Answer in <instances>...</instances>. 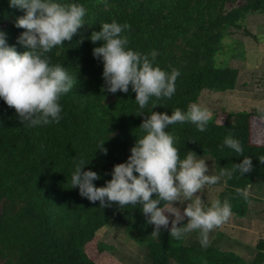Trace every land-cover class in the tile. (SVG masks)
<instances>
[{"label": "trees", "instance_id": "obj_1", "mask_svg": "<svg viewBox=\"0 0 264 264\" xmlns=\"http://www.w3.org/2000/svg\"><path fill=\"white\" fill-rule=\"evenodd\" d=\"M58 2L83 5L85 24L71 41L44 55L50 65H61L77 82L59 100V123L24 126L15 109L0 99V264H101L89 256L86 244L109 221L125 225L143 244L147 264H262L264 236L255 241L251 259L240 261L233 251L220 247L222 231L206 248L201 247L198 232L181 240L172 238L171 225L152 235L154 225L147 223L140 205L100 208L99 201L93 204L79 195L78 188H72L71 174L75 162L82 158L83 170L95 171L101 177L94 184L106 186L114 166L127 162L131 148L144 135L139 128L145 118L141 113L171 115L177 108L187 111L204 90L234 88L239 68L223 63L221 56L228 48L232 56L237 54L232 42L237 40L226 37L238 28L251 34L245 18L250 13H264V0ZM23 15V10L10 6V0H0V32L20 53L30 50L18 42L26 30L15 24ZM113 21L131 25L124 33L128 48L141 54L155 51L154 66L169 73L173 68L179 70L171 99L153 97L140 109L131 86L128 93L104 90L103 62L93 56V49L103 42L93 44L90 36L100 31L103 23ZM261 110L264 108L228 110L223 121L210 120L203 132L189 122L166 129L176 138L174 146L181 159L188 151L197 156L208 154L214 174L251 157L253 170L244 176L236 172L227 183L222 178L218 183L222 187L211 199L223 202L227 198L235 217L244 216L255 199L250 192L245 201L235 189L264 183V164L258 159L264 155V143L253 141L250 130V116L259 115ZM229 135L241 143L243 156L224 145ZM101 141L107 155L98 149ZM99 249L104 246L99 245Z\"/></svg>", "mask_w": 264, "mask_h": 264}, {"label": "clouds", "instance_id": "obj_2", "mask_svg": "<svg viewBox=\"0 0 264 264\" xmlns=\"http://www.w3.org/2000/svg\"><path fill=\"white\" fill-rule=\"evenodd\" d=\"M10 6L25 12L15 26L26 30L18 42L30 50L18 52L8 45L6 34L0 32V99L15 109L24 126L59 123L62 111L59 100L77 81L61 65H50L44 54L73 39L85 24L86 9L77 3H60L58 0H10ZM130 28L127 23H103L100 31L92 33L90 40L93 44L103 42L102 46L93 49V56L103 62L104 90L112 94L128 93L131 86L136 94L135 102L144 109L150 98H172L180 72L173 68L169 73L154 66L155 51L141 54L128 48L129 41L124 33ZM140 115L145 116L139 127L144 135L131 148L127 162L114 166L106 186L94 184L101 177L95 171H84L86 165L81 158L75 162L71 174L72 188H78L79 195L93 204L99 201L100 208L113 204L121 208L140 205L147 223L154 225L152 235L171 225L172 238L181 240L189 233L198 232L201 247H208L210 233L230 219L231 204L227 198L223 202L214 199L206 203L198 193H203L208 185L218 184L222 178H226L224 183H227L236 172L241 176L251 172V157L232 164L231 169L221 168L218 174H208L206 160L197 158L192 151H188L184 159L180 158L179 150L174 146L176 138L166 129L170 125L189 122L199 131H205L212 113L198 103H190L187 111L177 108L171 115L156 111ZM254 119L257 128L264 130V110ZM224 145L243 156L241 143L231 135L225 138ZM98 149L107 155L103 141ZM258 159L264 164V155ZM249 189L250 185L236 188L235 192L247 201ZM177 204L183 207H177ZM185 220L187 223L183 224Z\"/></svg>", "mask_w": 264, "mask_h": 264}, {"label": "rangeland", "instance_id": "obj_3", "mask_svg": "<svg viewBox=\"0 0 264 264\" xmlns=\"http://www.w3.org/2000/svg\"><path fill=\"white\" fill-rule=\"evenodd\" d=\"M231 5L227 4L226 7ZM244 24L251 34L238 28L226 37L228 41L232 38L237 40H231L235 43L233 51L237 54L232 56V50L228 48L221 56L223 63L238 66L236 86L225 91L204 90L198 97L197 103L211 111V121H223L228 110L264 108V13L248 14ZM257 116H250L251 139L264 143V130L257 128L254 119ZM201 157L209 166L208 174H214L211 156L205 154L197 158ZM221 187V184L208 185L198 195H202L204 200H211ZM249 191L255 199L249 202L247 213L240 217L231 215L222 227L209 235V240L213 241L217 232L222 231L223 235L218 239L220 247L233 251L240 261L251 259L255 241L259 236H264V183L252 184ZM176 206L183 207L180 204ZM99 245L104 249L100 250ZM86 251L101 264H147L143 244L129 233L125 225L115 221H109L97 230L94 238L86 244Z\"/></svg>", "mask_w": 264, "mask_h": 264}]
</instances>
